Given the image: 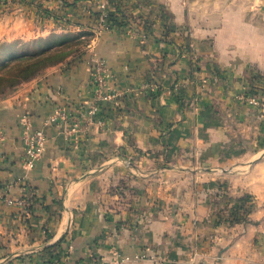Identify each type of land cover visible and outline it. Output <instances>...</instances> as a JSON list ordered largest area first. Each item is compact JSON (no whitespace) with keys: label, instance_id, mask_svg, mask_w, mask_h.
I'll return each instance as SVG.
<instances>
[{"label":"crops","instance_id":"crops-1","mask_svg":"<svg viewBox=\"0 0 264 264\" xmlns=\"http://www.w3.org/2000/svg\"><path fill=\"white\" fill-rule=\"evenodd\" d=\"M95 6L0 0V41L92 24ZM109 6L127 18L93 28L79 56L0 96V264L66 251L84 260L114 246L142 255L121 264H264V107L246 100L264 99V0ZM92 55L122 94L101 104L105 124L76 147L45 119L62 104L87 111ZM27 112L48 135L34 167L24 163ZM243 204L245 218L231 222Z\"/></svg>","mask_w":264,"mask_h":264},{"label":"built area","instance_id":"built-area-1","mask_svg":"<svg viewBox=\"0 0 264 264\" xmlns=\"http://www.w3.org/2000/svg\"><path fill=\"white\" fill-rule=\"evenodd\" d=\"M96 7L100 10L99 29L109 28L112 24L108 20V12L112 9L109 6V0H95ZM109 70L107 62L102 57L92 55L90 57V79L89 83L93 87V97L88 105L86 112L82 107H68L67 105H58L46 119L48 126H57L63 128V132L69 140H72L77 147L89 133L93 124L103 126L106 116L101 113V104L104 101H117L122 91L113 89L109 84ZM246 100L252 104H258L264 107V99H259L255 95L246 96ZM118 104V102L116 103ZM21 123L24 127L23 144L25 149L24 163L26 167H34L39 161L46 149L48 135L44 128H36L33 124L32 116L29 112L21 117ZM4 134L0 131V148L3 145ZM8 201H14L20 208H25L27 199L25 197L8 198ZM142 255H128L120 251L116 246L112 247L109 256L91 255L89 259H84L75 263L71 262L69 253H55L41 262L32 264H121L124 261L141 258Z\"/></svg>","mask_w":264,"mask_h":264},{"label":"trees","instance_id":"trees-1","mask_svg":"<svg viewBox=\"0 0 264 264\" xmlns=\"http://www.w3.org/2000/svg\"><path fill=\"white\" fill-rule=\"evenodd\" d=\"M100 14L101 12L95 8L90 11L89 16L95 20L98 19ZM52 16L57 18L55 15ZM107 17L108 20L115 25L120 24V17L127 18V15L123 9L116 7V9L108 12ZM86 40L83 41L80 47L70 39H63L53 43L50 42L47 37H39L34 40L23 42L16 40L2 43L0 46L1 95L23 81L41 74L49 66L63 62L72 56H79L83 52L84 47L89 43V39ZM39 42H41L40 45H38ZM15 46L21 48L17 49ZM5 53L8 54L5 55ZM258 77L259 76H254L253 78L257 79ZM249 92L254 94L253 90H249ZM248 210L249 208L245 204L234 208L231 212L230 221L235 222L244 219ZM81 260L82 259H77L71 262L75 263Z\"/></svg>","mask_w":264,"mask_h":264},{"label":"rangeland","instance_id":"rangeland-1","mask_svg":"<svg viewBox=\"0 0 264 264\" xmlns=\"http://www.w3.org/2000/svg\"><path fill=\"white\" fill-rule=\"evenodd\" d=\"M95 8L100 11L98 9V7L95 6ZM100 17V15H99ZM98 17V19H93V23L94 24L92 26L91 23H83L80 27H76L74 25H69L67 23H65L64 25H61L59 22V26L54 28L48 35L47 38L50 42L56 43L58 41H61L63 39H70L73 41V43H75L77 46H82L83 41H85L86 39H90L92 36V29H98L99 28V20L100 18ZM87 41V40H86ZM23 42V41H22ZM2 43H7V41H0V46L2 45ZM41 42H39L38 45H40ZM7 45V44H6ZM87 46V45H86ZM85 46V47H86ZM36 47V46H35ZM15 48H17V46H15ZM21 47H18L17 49H20ZM33 48V47H32ZM1 50V49H0ZM8 53H5V55ZM2 93H0L1 96Z\"/></svg>","mask_w":264,"mask_h":264}]
</instances>
